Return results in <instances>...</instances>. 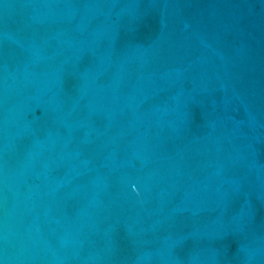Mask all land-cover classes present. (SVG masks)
Masks as SVG:
<instances>
[{
    "label": "water",
    "instance_id": "95a60500",
    "mask_svg": "<svg viewBox=\"0 0 264 264\" xmlns=\"http://www.w3.org/2000/svg\"><path fill=\"white\" fill-rule=\"evenodd\" d=\"M0 264H264V0H0Z\"/></svg>",
    "mask_w": 264,
    "mask_h": 264
}]
</instances>
